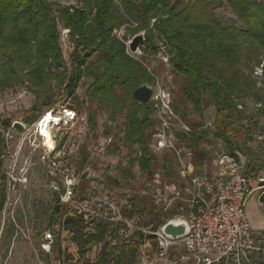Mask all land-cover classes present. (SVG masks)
Segmentation results:
<instances>
[{
  "label": "trees",
  "instance_id": "1",
  "mask_svg": "<svg viewBox=\"0 0 264 264\" xmlns=\"http://www.w3.org/2000/svg\"><path fill=\"white\" fill-rule=\"evenodd\" d=\"M76 1L82 6L71 11L45 0H0V92L27 83L36 96L37 108L42 100L45 105L53 103L50 100L55 89H63L66 97H72L83 79H91L90 97L104 107L120 112L125 108L124 100H130L124 144L142 148L140 164L148 170L153 157L146 146L147 130L153 125L148 114L152 104L138 103L133 93L145 84L155 86L157 76L127 53L126 44L115 31L127 26L132 35L154 32L172 72L183 81L182 97L201 120L190 125V136H177L191 151L192 160L197 158L198 144L208 132L198 136L197 129L203 128L206 108L212 106L215 118L209 133L222 142L232 159H246L247 178L256 173L261 158L251 145L264 119V77L260 81L254 73L264 63V1ZM223 7L236 19L230 22L219 17L215 11ZM57 19L69 30L74 47L69 66L59 43ZM150 42L148 37L150 52L158 54V47ZM116 88L122 90L121 97L115 94ZM249 102L255 105L253 114H248ZM203 161L200 157V163ZM144 200L143 205L149 202L153 206L149 199ZM137 206L126 208L124 218L131 219ZM55 214L58 217V209ZM150 215L151 223L156 221L152 229L157 230L162 225L160 215ZM62 224L81 253L92 243H103L95 264L136 263V249L122 247L117 254L108 252L107 238L119 230L112 224L99 220L90 234L85 232L83 215L67 218ZM136 235L145 238L142 231Z\"/></svg>",
  "mask_w": 264,
  "mask_h": 264
},
{
  "label": "rangeland",
  "instance_id": "2",
  "mask_svg": "<svg viewBox=\"0 0 264 264\" xmlns=\"http://www.w3.org/2000/svg\"><path fill=\"white\" fill-rule=\"evenodd\" d=\"M45 1L71 11L82 6L76 0ZM215 12L225 21L236 19L228 8L223 7ZM57 23L63 58L69 66L74 47L69 41V30L58 19ZM115 35L124 41L131 57L141 61L157 76L155 86L143 85L153 90V97H159L158 100H151L152 106L148 111L153 124L147 130L149 140L146 146L153 155L148 170H144L140 164L142 148L124 144L127 132L125 116L130 100H124L125 108L120 112L104 107L90 97L91 79H83L72 97H66L63 89H55L54 98L50 100L53 103L45 105V100H42L37 108L34 107L37 104L36 96L27 83L6 88L0 92V150H3L1 127H6V123L12 125L20 122L25 125L29 141L21 160V166L27 170V183L16 186L15 191L9 193L6 176L0 175V264H95L103 243H92L86 252L81 253L71 235L63 229L62 223L67 218L81 215L87 227L86 233H93L95 222L99 220L119 229L117 234H109L107 238L108 252L111 254H117L125 247L127 250H137L135 264H194L181 245L174 246L164 255L159 252L156 241L144 231H154L152 227L156 221L151 223L150 213L160 215L161 221L166 217L149 202L143 205L146 200L139 197L137 192L145 181L156 175H162L168 182H179L181 185L186 182V175L179 170L174 153L155 149V135L162 128L161 118H167L162 113L161 99L169 103L176 118L190 130V125H197L201 120L182 97L183 81L172 72L156 33L147 35L143 31L137 34L143 40L135 52L130 51V43L137 35H132L131 29L125 26L115 31ZM148 37L150 44L158 47V54L150 52ZM263 67L264 63L254 73L260 81L264 77ZM115 94L121 97L122 90L116 88ZM247 109L248 114L255 113V105L251 102L247 104ZM48 112L61 121L57 127L49 126L54 145L52 150L44 144V138L39 135L40 126H37ZM28 118L34 121L27 122ZM214 118L215 111L208 106L204 126L197 129V133L199 136L205 130L208 132L198 144L197 158L188 161L193 173L218 177L227 172L225 165L231 166L227 160H232V165L236 164L245 174L246 159L242 156L239 161L232 159L222 142L209 133ZM170 132L176 147L187 150L177 136L188 137L191 132L185 134L177 126H171ZM35 143L40 146L36 152H32ZM251 146L260 155L261 162L257 164L256 173L253 172L248 178L254 191L247 197L246 212L257 245L263 249L254 264H264V119L260 120V129ZM12 147H15V143ZM43 156L46 157L44 160ZM200 157H204L202 163ZM222 161L226 163L222 165ZM106 199L110 200V205L104 204ZM132 204L138 205L136 214L131 219H125L123 211ZM56 209L59 210L58 217ZM118 223L123 226L118 227ZM138 231L144 233L143 240L136 235Z\"/></svg>",
  "mask_w": 264,
  "mask_h": 264
},
{
  "label": "built area",
  "instance_id": "3",
  "mask_svg": "<svg viewBox=\"0 0 264 264\" xmlns=\"http://www.w3.org/2000/svg\"><path fill=\"white\" fill-rule=\"evenodd\" d=\"M158 100L159 97H152ZM162 113L160 133L155 135V149L171 151L177 158L179 170L186 175V182L165 181L162 175L145 181L137 195L149 199L158 212L166 217L162 225L171 219H184L188 222L190 233L181 241L173 242L161 232L162 225L154 231H144L154 237L159 252L164 255L174 246L181 245L194 264H254L263 249L257 245L251 223L246 212L247 197L254 191L251 181L240 171L232 160L227 163V172L218 177L200 176L193 173L192 153L174 144L171 126L190 134V128L177 119L168 102L161 99ZM50 126H59L60 119L52 112ZM69 117V116H68ZM44 120L42 117L37 126ZM40 130V129H39ZM3 150L0 151V175L4 174L10 185L9 193L16 186L27 183L26 168L21 166L24 148L29 141L28 129L21 134L10 127H1ZM41 136V135H40ZM44 138L43 136H41ZM15 143V147L12 144ZM39 144L32 145L36 152ZM46 157H42L44 160ZM226 162L222 161V165ZM6 165V166H5ZM110 205V200L104 201Z\"/></svg>",
  "mask_w": 264,
  "mask_h": 264
},
{
  "label": "water",
  "instance_id": "4",
  "mask_svg": "<svg viewBox=\"0 0 264 264\" xmlns=\"http://www.w3.org/2000/svg\"><path fill=\"white\" fill-rule=\"evenodd\" d=\"M142 40L143 37L141 35L135 36L130 43V51L135 52ZM133 97L138 103L146 105L152 100L153 90L146 86H142L135 90ZM12 129L21 134L25 131L26 127L20 122H15L12 124ZM160 232L170 241L178 242L189 235L190 228L186 220L175 218L162 225Z\"/></svg>",
  "mask_w": 264,
  "mask_h": 264
},
{
  "label": "bare ground",
  "instance_id": "5",
  "mask_svg": "<svg viewBox=\"0 0 264 264\" xmlns=\"http://www.w3.org/2000/svg\"><path fill=\"white\" fill-rule=\"evenodd\" d=\"M44 120L40 123L39 127V135L44 137V144L50 148L51 150L54 148L53 139L51 137V133L49 132V126L52 122L53 118L51 114L44 115Z\"/></svg>",
  "mask_w": 264,
  "mask_h": 264
},
{
  "label": "snow or ice",
  "instance_id": "6",
  "mask_svg": "<svg viewBox=\"0 0 264 264\" xmlns=\"http://www.w3.org/2000/svg\"><path fill=\"white\" fill-rule=\"evenodd\" d=\"M71 115V114H70Z\"/></svg>",
  "mask_w": 264,
  "mask_h": 264
}]
</instances>
